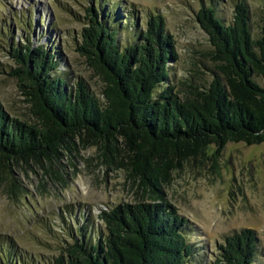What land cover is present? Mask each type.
<instances>
[{
    "label": "trees",
    "instance_id": "trees-1",
    "mask_svg": "<svg viewBox=\"0 0 264 264\" xmlns=\"http://www.w3.org/2000/svg\"><path fill=\"white\" fill-rule=\"evenodd\" d=\"M105 5L93 0L86 7L75 46L102 84L101 101L83 82L71 87L59 76L58 58L44 45L32 46L30 37L6 45L12 62L7 73L35 122L12 117L0 105V165L32 161L45 170L80 137L92 140L114 163L121 139L131 172L151 186L158 203L102 211L98 232L86 225L64 229L67 240L50 260L36 263L12 243L0 244L2 264H187L193 247L183 234L185 221L162 197L166 172L210 145L219 153L230 142L264 141V0L255 39L245 3L234 5L229 24L211 7L198 10L196 21L208 36L217 67L209 86L184 101L168 85V63L177 56L163 17L149 14L142 28L132 23L135 39L119 45L121 22L134 18L118 20V6ZM217 252L213 264H254L256 239L251 230L233 233Z\"/></svg>",
    "mask_w": 264,
    "mask_h": 264
},
{
    "label": "rangeland",
    "instance_id": "rangeland-1",
    "mask_svg": "<svg viewBox=\"0 0 264 264\" xmlns=\"http://www.w3.org/2000/svg\"><path fill=\"white\" fill-rule=\"evenodd\" d=\"M91 1L0 0V105L10 116L35 122L16 80L7 73L12 62L5 55L6 45L22 44L23 37H30L32 46L44 45L58 58L56 73L71 87L81 81L101 101V82L75 52ZM262 1L108 0L105 8L118 6V20L134 18L121 22L119 45L135 39L132 23L142 28L149 14L163 17L177 56L168 63V85L184 101L209 86L217 67L208 36L196 21L198 10L211 7L229 24L234 5L245 3L255 39L263 17ZM74 143L60 162L45 165V170L32 161L9 168L0 165V244L12 243L36 263L59 255L67 240L65 230L86 225L91 232L101 231L102 211L158 203L151 186L131 172L123 140L117 139L119 156L114 163L92 140L80 137ZM160 189L185 221L183 234L193 247L187 264H213L217 246L243 230H251L256 239L254 264H264V141L230 142L219 153L210 145L167 171Z\"/></svg>",
    "mask_w": 264,
    "mask_h": 264
}]
</instances>
